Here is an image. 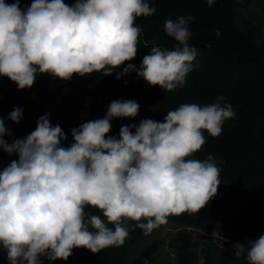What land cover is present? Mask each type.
Segmentation results:
<instances>
[{"label": "clouds", "instance_id": "1", "mask_svg": "<svg viewBox=\"0 0 264 264\" xmlns=\"http://www.w3.org/2000/svg\"><path fill=\"white\" fill-rule=\"evenodd\" d=\"M155 12L149 0H76L71 6L64 0H32L24 9L19 0H0V76L23 90L46 73L71 80L74 74L120 79L135 72L150 85L173 91L186 83L197 55L188 42L190 15L165 22L174 48L153 46L139 69L127 63L120 70L137 53L143 29L136 18ZM225 99L181 104L163 122L149 118L122 125L118 137L108 135L112 121L137 117L140 105L113 100L103 118L71 129L69 147L48 113L11 143L4 137L13 133L0 118V149L18 156L0 171V248L9 264H43L41 257L66 261L74 248L99 253L122 246L130 230L138 227L150 235L170 215L204 208L217 193L220 169L211 155L203 161L192 157L205 144V131L217 137L224 121L235 117ZM8 119L19 124L23 109L15 107ZM85 206L102 216L86 215ZM234 247L247 264H264V235Z\"/></svg>", "mask_w": 264, "mask_h": 264}, {"label": "trees", "instance_id": "2", "mask_svg": "<svg viewBox=\"0 0 264 264\" xmlns=\"http://www.w3.org/2000/svg\"><path fill=\"white\" fill-rule=\"evenodd\" d=\"M13 4L16 0H5ZM76 0H64L73 5ZM32 0H19L21 9ZM156 12L149 17H137L135 24L142 27L137 42V53L132 61L139 69L143 57L153 46L172 49L177 43L169 37L164 25L168 19L192 16L189 23V44L197 50L193 69L186 76V83L173 91L152 86L133 72L117 79L116 74L103 76L94 73L71 80H61L50 74H41L31 88L18 89L16 83L0 76V118L13 137L24 138L36 128L38 119L45 113L53 125H60L66 133L64 147L74 141L71 129L89 120L103 118L113 100H135L139 113L135 118H117L112 121L108 135L117 136L122 125H138L143 119L163 122L168 111L184 103L201 106L213 103L219 96L226 99L235 111L234 118L224 121L222 132L212 137L206 131V142L193 154L201 161L213 156L220 169L216 195L198 212L170 215L171 220L185 227L218 237L221 247L218 254L207 248L204 264H247L243 257L235 256V245L248 246V241L264 235V40L262 28L255 19L246 16L247 8L236 0H149ZM119 69H114L118 73ZM127 81V83H125ZM23 109V120L15 124L8 119L15 108ZM134 131V130H133ZM18 156H9L0 149V171ZM86 215L102 212L85 206ZM137 223L130 221L128 225ZM183 230L172 239L179 264H194L198 242L194 231ZM193 234V235H192ZM143 230H130L122 246L108 247L99 253L85 248L80 250L78 264H127L133 247L144 239ZM203 236V235H202ZM204 237V236H203ZM222 242V243H221ZM159 241L142 250L130 264H150ZM205 249V248H204ZM43 264H62L57 259ZM0 264H9L6 250L0 248ZM172 264V263H169Z\"/></svg>", "mask_w": 264, "mask_h": 264}, {"label": "rangeland", "instance_id": "3", "mask_svg": "<svg viewBox=\"0 0 264 264\" xmlns=\"http://www.w3.org/2000/svg\"><path fill=\"white\" fill-rule=\"evenodd\" d=\"M247 8L246 16L255 19V23L262 28L261 39L264 40V0H236ZM131 220H127L129 224ZM112 227V225H109ZM185 227L180 224L174 223L170 216L167 218V223L160 225L154 229L150 235H146L143 240L139 241L128 256L127 264H130L136 257H138L142 250L150 246L154 241H159V246L153 257L150 260V264H179L177 255L172 245V239L183 230ZM189 231H194V239L199 244L197 246V254L194 264H204V255L207 248H211L212 252L218 254L217 246L221 247L218 237H212L209 233H202L200 230L188 228ZM204 237H203V236ZM222 243V242H221ZM205 248V249H204ZM81 251L78 249L72 252V255L65 261L62 260V264H78V258Z\"/></svg>", "mask_w": 264, "mask_h": 264}]
</instances>
